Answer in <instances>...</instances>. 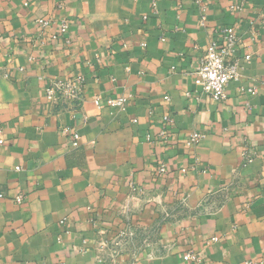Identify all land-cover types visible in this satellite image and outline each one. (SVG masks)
<instances>
[{
	"label": "crops",
	"instance_id": "0c3cea01",
	"mask_svg": "<svg viewBox=\"0 0 264 264\" xmlns=\"http://www.w3.org/2000/svg\"><path fill=\"white\" fill-rule=\"evenodd\" d=\"M229 26L216 102L193 72ZM0 140V264H264V0H0Z\"/></svg>",
	"mask_w": 264,
	"mask_h": 264
},
{
	"label": "built area",
	"instance_id": "2783aa9c",
	"mask_svg": "<svg viewBox=\"0 0 264 264\" xmlns=\"http://www.w3.org/2000/svg\"><path fill=\"white\" fill-rule=\"evenodd\" d=\"M27 4V2L25 3ZM39 22L43 26L49 25V20L40 19ZM201 26L206 25V17L202 15L199 21ZM67 24L64 23L59 32L64 33L67 30ZM235 28L229 26L224 29L222 32V40H213L210 42L206 52L202 56L199 62L198 68L193 72V81L194 84L202 92H205L211 96V98L216 102H224L228 97L227 88L231 81L237 80L239 77L240 64L237 60H229L235 51V45L237 43V36L235 33ZM54 38H57V35H53ZM142 47H146V43H142ZM251 55H245L244 59L246 61L251 60ZM84 88V78L82 76H73L71 78H57L53 79L50 85L46 88V97L49 101L57 104L61 101L70 104L73 108L78 107L82 101ZM252 93L255 92V89L250 90ZM165 100L169 101L170 97L165 96ZM96 103L99 105L100 101L96 100ZM110 104H123L124 98H117L109 100ZM164 122L170 121V115L166 114L164 117ZM136 122L137 120L134 119ZM165 133V132H162ZM79 134H74V139L77 140ZM147 140L152 141L153 136L151 134L147 135ZM200 140V135L195 134L189 140L190 143L195 144ZM2 143L3 141L0 140ZM161 173L166 171V167L162 164L159 168ZM4 194L0 192V198H3ZM17 203H23L24 196L18 194L15 197ZM132 238L135 236V231L133 229H128L121 232L120 237ZM221 240V236L214 235L208 239V243L218 242ZM185 259H192L196 261L201 260V256L193 252H188L185 256ZM63 264V263H61ZM113 264H120L118 262H113ZM132 264V263H126Z\"/></svg>",
	"mask_w": 264,
	"mask_h": 264
}]
</instances>
